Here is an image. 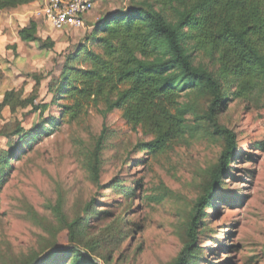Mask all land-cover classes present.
I'll return each mask as SVG.
<instances>
[{
  "label": "rangeland",
  "instance_id": "obj_1",
  "mask_svg": "<svg viewBox=\"0 0 264 264\" xmlns=\"http://www.w3.org/2000/svg\"><path fill=\"white\" fill-rule=\"evenodd\" d=\"M127 1H99L91 21L123 8ZM13 12L0 11V67L4 72L0 103L11 89H23L28 95L34 92L35 74L45 79L40 99L50 103L49 82L60 78L66 58L86 44L89 31L56 32L44 17L30 15L38 21L40 38L51 39L55 47L43 51L39 43L25 44L14 54L8 50L13 45L10 37L27 19L19 20ZM201 62L198 58L197 63ZM191 99L197 116L202 115L206 100ZM58 115L57 107L45 113V117ZM3 117L0 129L12 120L9 109ZM18 119L27 130L42 121L29 110L18 114ZM220 123L235 134L237 157L200 222L197 244L205 260L199 264H264V103L228 98ZM191 126L193 132L158 155L141 150V143L151 138L132 131L121 111L106 119L92 112L79 122L53 128L52 136L40 139L14 162L3 185L0 179V264H14L33 254L41 257L54 245L69 246L68 231L58 222L57 209L73 221L88 217L85 210L89 207L110 214L89 221L92 237L112 227L116 218L124 221L121 225L128 238L115 251L112 264H171L184 246L190 215L223 150V143L208 134L206 125L192 117ZM103 132L97 186L87 163ZM3 150H8V141L1 138ZM115 184L120 185L119 191L112 190ZM130 189L135 191L128 199Z\"/></svg>",
  "mask_w": 264,
  "mask_h": 264
},
{
  "label": "trees",
  "instance_id": "obj_2",
  "mask_svg": "<svg viewBox=\"0 0 264 264\" xmlns=\"http://www.w3.org/2000/svg\"><path fill=\"white\" fill-rule=\"evenodd\" d=\"M37 1L0 0V11L17 10ZM18 37L25 44L39 43L43 51L55 47L51 39L40 38L35 21L21 28ZM8 50L16 54L18 47ZM198 58L203 62L197 63ZM32 80L35 88L30 95L23 89H11L0 103V121L5 109L12 114V120L0 129V139L8 141V150L0 152L1 185L14 170V162L27 155L40 139L52 136L53 128L79 122L92 112L106 119L121 111L132 131H142L151 138L141 143V150L152 155L164 153L193 132V117L223 143V150L190 215L184 246L171 264L205 260L197 244L200 222L205 209L213 206V196L237 157L236 136L220 123L228 98L264 103V0H128L126 7L102 14L92 25L86 44L66 58L60 78L48 84L50 103L40 99L45 79L35 74ZM3 81L0 67V88ZM196 96L207 102L200 116L191 99ZM184 99L191 100L182 102ZM53 107L59 109L58 117H45ZM26 110L42 120L29 130L18 119ZM104 134L87 163L97 186ZM119 188L115 184L112 190ZM135 189L127 191L126 198L131 199ZM56 215L68 231L70 245L51 246L41 257L29 255L14 264H101L100 260L112 264L115 251L128 238L120 217L112 227L91 236L89 221L100 215L108 217L109 212L97 213L89 207L85 210L88 217L73 221L59 208ZM111 244L117 247L109 248Z\"/></svg>",
  "mask_w": 264,
  "mask_h": 264
},
{
  "label": "built area",
  "instance_id": "obj_3",
  "mask_svg": "<svg viewBox=\"0 0 264 264\" xmlns=\"http://www.w3.org/2000/svg\"><path fill=\"white\" fill-rule=\"evenodd\" d=\"M97 0H44L39 16L56 32L84 31L89 28L86 19L94 12Z\"/></svg>",
  "mask_w": 264,
  "mask_h": 264
},
{
  "label": "crops",
  "instance_id": "obj_4",
  "mask_svg": "<svg viewBox=\"0 0 264 264\" xmlns=\"http://www.w3.org/2000/svg\"><path fill=\"white\" fill-rule=\"evenodd\" d=\"M43 1L44 0H39V1H37V2H35V3H33V4H30V5H28V6H23V7H21V8H19V9H17V10H12V11H4L5 13H7V12H13L12 14H15L18 18H19V20H25V19H27V22H26V24H23V22H21V23H19V25L21 26V28H24L25 26H27V24L30 22V21H35L36 23H38V21L36 20V19H30V15L34 18V15L35 16H37V14H36V12H34L36 9H40V7L43 5ZM101 2V3H103V1H105V2H107L108 0H97V4H98V2ZM128 2V1H127ZM127 4V3H126ZM123 5V7H126L127 5ZM97 6V5H96ZM93 16V14L92 15H90L87 19H86V22H87V25H88V27L89 28H92V25H94L98 20H99V18L102 16H100L94 23L91 21L92 20V17ZM38 17H39V15H38ZM37 17V18H38ZM21 28H19L18 29V31H17V33H15V34H12V37H10V39H12V44L11 43H9V44H11L12 46H14V45H17V47H21L22 45H25V43H22L21 42V40L19 39V37H18V32H19V30L21 29ZM4 43H6V41L4 40ZM30 45H32V43L30 44Z\"/></svg>",
  "mask_w": 264,
  "mask_h": 264
}]
</instances>
